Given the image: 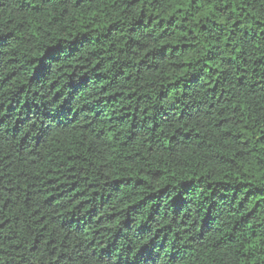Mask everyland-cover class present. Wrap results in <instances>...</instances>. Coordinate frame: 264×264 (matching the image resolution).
<instances>
[{
  "label": "trees",
  "instance_id": "16d2710c",
  "mask_svg": "<svg viewBox=\"0 0 264 264\" xmlns=\"http://www.w3.org/2000/svg\"><path fill=\"white\" fill-rule=\"evenodd\" d=\"M0 264H264V0H0Z\"/></svg>",
  "mask_w": 264,
  "mask_h": 264
}]
</instances>
